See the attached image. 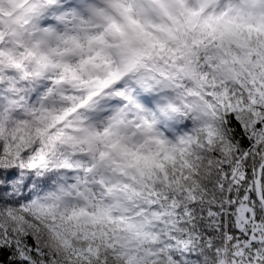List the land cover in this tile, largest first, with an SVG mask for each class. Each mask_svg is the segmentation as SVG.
Instances as JSON below:
<instances>
[{"label":"snow or ice","instance_id":"snow-or-ice-1","mask_svg":"<svg viewBox=\"0 0 264 264\" xmlns=\"http://www.w3.org/2000/svg\"><path fill=\"white\" fill-rule=\"evenodd\" d=\"M0 264H264V0H0Z\"/></svg>","mask_w":264,"mask_h":264}]
</instances>
